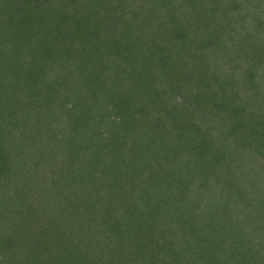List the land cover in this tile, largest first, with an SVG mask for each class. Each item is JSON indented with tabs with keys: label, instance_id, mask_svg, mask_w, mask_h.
<instances>
[{
	"label": "trees",
	"instance_id": "1",
	"mask_svg": "<svg viewBox=\"0 0 264 264\" xmlns=\"http://www.w3.org/2000/svg\"><path fill=\"white\" fill-rule=\"evenodd\" d=\"M33 1L0 0V142L14 145L0 157V175L8 177L1 188L7 201L0 194V264H46L43 250L54 249L41 241L51 233L48 223H62L61 236L96 240L100 231L78 223L75 210L90 209L82 187L96 182L112 207L107 224L99 222L102 234L119 241L128 229L157 225L149 247L121 252L131 264H264V152L249 140L264 136V106L258 114L257 104L264 105V0L243 2L242 22L231 0H53L47 29L9 30L18 15L9 4ZM125 17L137 27L128 31L132 51L118 46ZM232 43L240 46L236 56ZM129 59L144 73L127 71ZM83 79L94 89L89 101L105 96L101 109L69 90ZM126 81L146 98L123 92ZM56 109L63 114L56 117ZM92 123L103 130L87 139ZM85 154L99 161L82 171ZM58 207L60 215L45 214ZM32 221L41 240L18 241L15 233L25 234L23 222ZM98 255L103 259L101 249ZM94 257L85 255V264H105Z\"/></svg>",
	"mask_w": 264,
	"mask_h": 264
},
{
	"label": "rangeland",
	"instance_id": "2",
	"mask_svg": "<svg viewBox=\"0 0 264 264\" xmlns=\"http://www.w3.org/2000/svg\"><path fill=\"white\" fill-rule=\"evenodd\" d=\"M48 1H53V0H34L33 3H31L29 5H26V3H25V6L22 7L23 9L16 7V4L14 2H12V5L9 4V6L11 7L9 10H13V11L18 12V15H17V17L15 16L13 23L10 24L9 26H7V28H9V30H10L12 27L22 29V28H33V27L37 26L40 29H45L48 26V16L47 15L49 12L45 13L46 5H48ZM225 1H229V0H225ZM253 1L254 0H245V1L244 0H231L230 3H232L233 6H235V5L238 6L237 8H235L234 13L237 11V15H236L237 17L236 18L239 22H242L243 17L245 16L244 3L247 4V7H250L251 3H254ZM19 9H22L24 12H26V14L21 16V13H19V11H20ZM257 14H259L257 11L253 12V15H257ZM120 19L121 18L118 17V15H114V20L117 24H119L122 21ZM253 19L255 20V17L251 16V20H248V21H252ZM0 20H1V17H0ZM123 21L124 22L122 24L124 25L125 28H124L122 35L124 36L123 37L124 39L120 35V39H122L123 41L119 42L118 46L121 50L124 48H127L128 50H131V51L135 50V48L132 46L131 38L128 35V31H129V28L130 29L132 28L133 30L132 29L131 30L134 33L137 30V27L133 26L129 22V19H127L126 17ZM34 23H36V24L39 23V24L35 25ZM0 26H1L0 27V34H4V31H1V30H2V27L6 29V26H4L3 24H0ZM117 29L118 30H116V32L119 34V28H117ZM244 33H247V32L244 31ZM260 43H262V42H260ZM232 44H235V46H232ZM232 44H231V48H232L231 49L232 50L231 55L236 56V54H238L240 51V46L237 43H232ZM124 57H125V55L122 56V58H124ZM262 61H264V60H262ZM124 67H125V69H127V71L131 69L133 71L132 74L135 76H137V73L135 70L132 69L133 67H138V71L144 73L143 64H141L138 61H136V63H134V60H132V59H129V63L125 62ZM150 73H152V72H150ZM120 76L121 77L124 76V78L126 77V75L123 73ZM84 80L85 79H83L79 83V88L76 87L75 81L72 82V87L69 90H71L72 93H74L75 95H79V98L78 97L77 98L80 99V101L83 104L92 103L91 101H89V96L87 95V97H86L85 95L89 94V93L93 94L94 89L93 88L90 89V87L88 85L89 89L87 90L83 84ZM144 81H145L144 78H142L143 83H144ZM158 84H160V83H158ZM163 84L166 85L165 82ZM163 84H161L160 87L163 86ZM82 87H83V90H82L83 92L81 91ZM122 87H123L122 88L123 92H125V93L131 92L133 95H137V97H135V99L139 98L140 96L143 98H146L145 97L146 93H145V91H142L143 89L141 88V86H140V89L131 90L130 89V87H131L130 82L126 81V83L125 82L123 83ZM66 89H68V87ZM98 94H99V99L96 102L99 104H96V103L95 104L94 103L89 104V105H91V108L99 107V109H101V106H103V104L105 103V96L103 94L100 95V93H98ZM98 94H96V96ZM117 94H119V93L117 92ZM57 98H60V97H57ZM81 102H80V104H81ZM257 104H258V114H260L259 112H261V108H263L264 105L261 103V105H262L261 106L258 103V101H257ZM69 106L71 107V104H69ZM5 107H6V105H5ZM9 109H11V108L9 107ZM19 109H20L19 106L18 105L16 106V104H14L13 110L20 112V110L22 108L20 110ZM27 109L28 108H26V110ZM6 111H8V109ZM55 111H57L56 117H59L60 115L63 114V112H61L60 110L58 111V109H56ZM65 111H66V109L64 108V113H65ZM3 120H4V118H2V121ZM52 123H53V121H52ZM91 125H92L91 128H88L87 132L85 133L87 139L89 137H93V135L97 134V132H99L101 129L103 130L102 126L99 123L98 124L92 123ZM16 133L18 134L19 132L17 131ZM259 133L260 132H258V134ZM216 134L218 135V133H216ZM222 134L223 133H220V137ZM221 138H223V136ZM22 139H24L22 137V134H19V138L17 137V139H16V140H18L17 144H20ZM230 140H231L232 144H234L233 141L234 142L237 141L235 138H232V137L230 138ZM249 140L255 144H258V146L260 147V148L258 147V149L260 151L264 152V144L260 143V140H261V142H264V136L263 135H261V136L258 135V140L257 139H251V138H249ZM26 141L27 140L25 139V143H26ZM85 142H86V140L83 139V143H85ZM5 143L10 145V147L4 148L3 146H7ZM5 143L0 142V157H2L1 156L2 154L5 155V152H7V151H10L12 153V147L14 146V145H12V142H5ZM35 146H36V144H35ZM61 155H62V152H59V156H61ZM88 157H89V155L85 154L83 161L87 162ZM61 158L64 159V155ZM6 159L8 160V157H6ZM50 161L54 162L55 160H50ZM95 161L93 162L91 159L89 162L85 163L82 166V171L85 170L86 167L92 168L94 166V163L97 164L99 160H97V158H96ZM240 162L244 166H246V163H248V160H246V162H242L240 160ZM56 168H60V162L59 161H58ZM54 174H59V172H55ZM88 174H89V172L85 174L86 180H89ZM49 177H50V175H49ZM0 179H1V181H0V194L3 195L5 192L1 188L3 186H5V181L8 180V177H5L3 175L1 177V175H0ZM89 186L90 185L83 183L82 189H84V192H85V195L87 198V203L89 204L90 209H84L83 207H81V205L76 204L75 210L80 211L78 216H82V218H83L82 220L78 221V223L79 222L85 223L87 225L92 226L93 227V228L91 227L92 229L96 228L97 230L100 231V232L96 231V234L98 235V238L96 240H90V241H84V239L80 240V238H78L77 236L75 237L73 234L71 235L70 233H68L65 236L66 232L64 233V235H62L65 237H62L61 234H59V230H58V227H60L62 223L57 224V225H55L56 223H53L54 228L50 226V223H48L47 225L50 228L49 230L51 231V233L47 237L45 235V237L41 240V238L38 237L39 236L38 227L35 223H33V221L32 222H23V223L27 224V225H24L22 227V228L26 229L25 234H23L20 231L21 229H19L15 233V235H16L15 237H17L18 241L22 242V239H23L22 236L24 235V242L27 243L25 235H30V236L32 235L33 236L32 239H35V237H36L37 241L38 240L42 241V245H43V243L45 244L48 240L47 245L51 244L54 249L48 248V250H46V249L43 250V255L45 257L49 256V254H50L49 258H47L46 264L52 263L51 258L56 262V264H85V261H86L85 255L93 254L94 256L96 255V257H94V258L99 259L100 257L98 255V252L100 251V249H101L102 254H103V259L102 258H100V259H101V261H104L105 264H131L133 261V259H132L133 250H134V252H136L138 249H141L143 245H144V247H149V245H148L149 241H150L149 239L152 237L153 231L155 232V230L157 229V225H155V228L153 229L154 224L152 222L148 221V222H146L145 230H142V229L134 230L135 227H134V229H131V230L128 229L126 236H121L122 240H119V241H117L115 238H110V233H108V235L102 234L101 232L105 233L106 231H103L102 228H100L101 226H100L99 222H102V227H104L103 225L107 224L108 220L110 219L109 212L111 213V211H110L112 208L111 203L108 204V202L106 201V199H105L106 194H105V192L104 193L102 192V190L100 189L102 187L99 185L98 182L94 183V186H92V187H89ZM4 190L5 191L7 190L8 193L11 192L10 188L4 189ZM66 190L67 189L64 190L65 195H61L59 197V201H60L59 204H61V206L64 205V200H65V199L63 200L64 196H66V198H67V196L70 195V193ZM2 195H0V196H2ZM77 195H79V194L77 193ZM222 195L223 196L220 199H224L227 196V194L225 192H223ZM3 198L5 199L4 195H3ZM83 198H84V195H83ZM7 199L8 198L6 197L4 202L7 201ZM228 200L231 201V198L229 197ZM180 201H182V200H180ZM82 204H84V202H82ZM8 206H10V203L8 204ZM19 207H20V205H19ZM59 209H60V207L56 208V210H54V211H51L49 208H47L46 210L44 208V210L46 211L45 214L46 215L48 214V216L49 215L54 216V213H56L55 216L60 215ZM45 218L46 217L44 216L43 221H42L43 223L48 221V219L47 218L45 219ZM98 228H100V229H98ZM65 229L66 228H64L63 230H65ZM40 232H42V231H40ZM68 232H71V231H68ZM1 235H2V232H1ZM35 240H34V242H35ZM113 245H115L116 251H113ZM23 247H24V244H23ZM105 247L108 248L107 251L109 249H111V253L117 252L116 255L114 257L105 255L103 253L105 251ZM103 249H104V251H103ZM55 250L58 251L57 252L58 255H56ZM124 250H129V252H131L132 256L131 257L122 256L121 252ZM54 251H55V254H52V252L54 253ZM22 252H23L22 258H24L27 255V247L26 246H25V249L22 250ZM76 254H77V256H76ZM80 255H81V257H78ZM136 257H137V259H136L137 261H141L142 256L136 255ZM25 258H27V256ZM240 263L243 264V261H241Z\"/></svg>",
	"mask_w": 264,
	"mask_h": 264
}]
</instances>
